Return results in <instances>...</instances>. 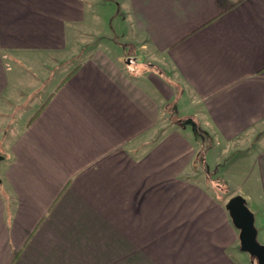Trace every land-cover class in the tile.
<instances>
[{"label":"crops","instance_id":"0c3cea01","mask_svg":"<svg viewBox=\"0 0 264 264\" xmlns=\"http://www.w3.org/2000/svg\"><path fill=\"white\" fill-rule=\"evenodd\" d=\"M95 4L0 0V264H252L226 203L264 243V0H122V54L91 47ZM201 135L242 153L231 191Z\"/></svg>","mask_w":264,"mask_h":264},{"label":"rangeland","instance_id":"374dc122","mask_svg":"<svg viewBox=\"0 0 264 264\" xmlns=\"http://www.w3.org/2000/svg\"><path fill=\"white\" fill-rule=\"evenodd\" d=\"M119 2H122V0H104V4H95L93 5V16L90 22L89 30H91L92 34V45L91 47L94 49L95 47H104L109 49V52L113 53H125L129 51V45L126 44V36L128 32L131 30L130 25L127 22V14L124 13L123 10L120 9V5H118ZM131 33V32H130ZM139 43L136 44V49L139 50L136 54H130L127 55L123 61H128V64H132L133 66H136L134 68L143 69L142 64L144 62H148V58H150V52H148V48L145 47L144 49L139 48ZM144 50V51H143ZM131 65V66H132ZM140 67V68H139ZM146 85H148V81H144ZM184 93V92H183ZM179 96L184 98L182 96V93L179 92V95H175L171 100V103L169 105L170 109H166L167 113L165 114V117H168L167 122H175L178 118L180 120H183V118L179 115L177 116L175 113L176 106L174 107L173 104L176 103L177 98L179 99ZM170 100L167 102V104L170 102ZM174 107V108H173ZM29 114V112H28ZM190 114V113H189ZM189 117V116H188ZM192 118V115H190ZM25 119V118H24ZM193 119V118H192ZM13 120L10 124H7V131H9V127L16 125L18 126L21 121ZM163 121H166L164 119H161V122L159 123V126L162 127L164 124ZM178 121V120H177ZM179 122V121H178ZM159 127V128H160ZM158 128V129H159ZM186 133H190L192 136H194L193 130L188 126L186 128ZM202 138H204V141H200V145H203V151H204V158L206 163L210 165L215 166V161L220 162V166H216L217 168L210 170L208 169L207 172L204 173L209 178V187H212V185H217L219 188V191L221 193L229 192L233 189L234 182L237 181L236 175L232 177V180H229L228 178V167H230V163L234 161L235 159L242 156V153L235 152L231 149V146L226 148L227 150L223 151V146L217 145L216 148H214L211 151H208L206 153V149H208L207 145H209L211 142L204 136L201 135ZM203 143V144H202ZM2 144H4L2 142ZM258 144V142H254L253 148ZM218 155V157H217ZM217 157V158H216ZM217 159V160H215ZM212 161V162H210ZM212 163V164H211ZM230 170H233L232 167H230ZM230 173V172H229ZM234 175V173H232ZM213 183V184H211ZM242 185V184H241ZM258 242L261 243V240L257 238ZM249 255V254H248ZM250 256V255H249ZM252 264H256V259L252 257Z\"/></svg>","mask_w":264,"mask_h":264},{"label":"water","instance_id":"95a60500","mask_svg":"<svg viewBox=\"0 0 264 264\" xmlns=\"http://www.w3.org/2000/svg\"><path fill=\"white\" fill-rule=\"evenodd\" d=\"M226 209L232 223L239 230L240 249L255 258L256 264H264V243H259L257 240V229L254 224L253 212L239 195L228 200Z\"/></svg>","mask_w":264,"mask_h":264}]
</instances>
